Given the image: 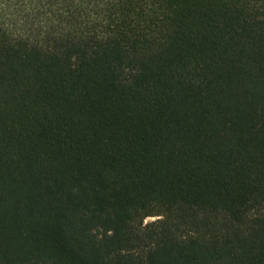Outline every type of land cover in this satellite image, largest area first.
Wrapping results in <instances>:
<instances>
[{
  "label": "trees",
  "instance_id": "obj_1",
  "mask_svg": "<svg viewBox=\"0 0 264 264\" xmlns=\"http://www.w3.org/2000/svg\"><path fill=\"white\" fill-rule=\"evenodd\" d=\"M0 264H264V0H0Z\"/></svg>",
  "mask_w": 264,
  "mask_h": 264
},
{
  "label": "rangeland",
  "instance_id": "obj_2",
  "mask_svg": "<svg viewBox=\"0 0 264 264\" xmlns=\"http://www.w3.org/2000/svg\"><path fill=\"white\" fill-rule=\"evenodd\" d=\"M151 219H153V217L148 218V220H151Z\"/></svg>",
  "mask_w": 264,
  "mask_h": 264
}]
</instances>
